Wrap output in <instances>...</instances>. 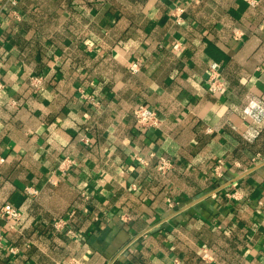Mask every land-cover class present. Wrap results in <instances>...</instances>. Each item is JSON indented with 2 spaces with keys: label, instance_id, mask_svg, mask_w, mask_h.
<instances>
[{
  "label": "crops",
  "instance_id": "0c3cea01",
  "mask_svg": "<svg viewBox=\"0 0 264 264\" xmlns=\"http://www.w3.org/2000/svg\"><path fill=\"white\" fill-rule=\"evenodd\" d=\"M0 85V264H264V0H0Z\"/></svg>",
  "mask_w": 264,
  "mask_h": 264
},
{
  "label": "built area",
  "instance_id": "2783aa9c",
  "mask_svg": "<svg viewBox=\"0 0 264 264\" xmlns=\"http://www.w3.org/2000/svg\"><path fill=\"white\" fill-rule=\"evenodd\" d=\"M180 10H183V9H180ZM176 20L178 22L179 17H177ZM178 47H179V43L175 42L173 44V48L178 49ZM129 69L132 72L137 71L138 63L137 62L130 63ZM42 82H43V79L40 76L32 77L30 80L31 85L36 89L42 87ZM221 88H222V83H221L220 78H219V65L217 63H212L209 66V70H208L207 89L210 92L214 93V92L219 91ZM81 96L84 99H88V100L94 102V99L90 95H87L85 93H81ZM133 115H134V118L136 119V121L138 122V124L140 125L141 128H148V127L157 126L160 122L159 117H158V113L156 112V110L152 109L151 107L144 105V104H139V105L135 106L133 108ZM136 160H137V162H139L141 164L146 163V159L144 157H141V156H136ZM3 161H4V158L2 156H0V163ZM69 161L70 160L65 159L60 164L59 169L63 170L66 167V165H69ZM220 165L221 164L218 163V165L216 166V171L220 168ZM170 166H171V162L167 157H165L163 155H159L157 157L156 170L159 173H162V174L165 173L170 168ZM50 181H52L51 178H50ZM33 192H35V190H33ZM0 214L10 223L15 222L20 217V212L16 208H14L13 206H11L9 204H4L0 207ZM53 225H54L55 229L61 230L66 226V219L58 218L54 221ZM67 232L72 233L71 230H67ZM10 250L13 253H16V251H17V249L14 247L10 248ZM208 257H209V255H208L207 251H204L202 254V258L208 259Z\"/></svg>",
  "mask_w": 264,
  "mask_h": 264
},
{
  "label": "water",
  "instance_id": "95a60500",
  "mask_svg": "<svg viewBox=\"0 0 264 264\" xmlns=\"http://www.w3.org/2000/svg\"><path fill=\"white\" fill-rule=\"evenodd\" d=\"M230 182H228L227 184H229ZM227 184H225V185H227Z\"/></svg>",
  "mask_w": 264,
  "mask_h": 264
}]
</instances>
